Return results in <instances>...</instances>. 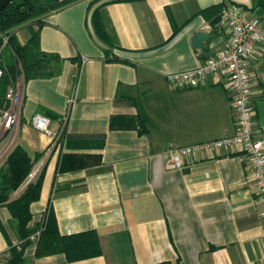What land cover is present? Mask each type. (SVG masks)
<instances>
[{"label": "crops", "instance_id": "obj_1", "mask_svg": "<svg viewBox=\"0 0 264 264\" xmlns=\"http://www.w3.org/2000/svg\"><path fill=\"white\" fill-rule=\"evenodd\" d=\"M108 1L77 0L45 15L40 49L64 61L51 78L14 82L22 103L19 122L8 131L11 145L31 161L41 155L32 169L44 174L24 230L0 205V264H8L11 246L24 243V264H264V222L245 155L213 151L190 158L182 170L168 161L170 149L234 133L224 77L178 91L165 79L223 49L226 30L213 29L202 10L232 4L262 17L264 9L255 6L258 0H122L104 7L114 39L107 48L90 16ZM198 31L208 38L194 49ZM14 35L25 43L30 26ZM248 70L259 130L264 47ZM36 114L51 120L53 132L67 114L59 148L47 151L51 138L31 124ZM48 207L74 259L63 251L36 256Z\"/></svg>", "mask_w": 264, "mask_h": 264}, {"label": "built area", "instance_id": "obj_2", "mask_svg": "<svg viewBox=\"0 0 264 264\" xmlns=\"http://www.w3.org/2000/svg\"><path fill=\"white\" fill-rule=\"evenodd\" d=\"M218 25L227 32L223 49L206 58L200 66L169 74L165 79L171 90L178 91L199 88L204 86L209 78L223 76L232 95L234 133L212 141L170 149L167 151L168 161L171 168L182 170L187 160L209 152H242L251 171L258 215L264 222V126L259 130L254 127L255 112L252 106L254 77L248 70L251 60L264 47V16L254 17L239 6L226 4L222 9ZM7 39V36H3V43L0 46V78L4 74L1 54ZM74 100V98L69 100L70 105ZM21 103L22 96L16 84H9L0 104V132L12 130L19 122ZM66 119L67 114L57 132H53L48 117L41 114L32 117L33 128L51 138L47 151L60 147ZM36 173V168L30 171L23 183L24 187L34 179Z\"/></svg>", "mask_w": 264, "mask_h": 264}, {"label": "trees", "instance_id": "obj_3", "mask_svg": "<svg viewBox=\"0 0 264 264\" xmlns=\"http://www.w3.org/2000/svg\"><path fill=\"white\" fill-rule=\"evenodd\" d=\"M74 1L77 0H14L0 11V46L3 43L2 37H8L1 54L4 74L0 78V104L4 99L6 87L14 83L18 77L27 82L33 79H48L57 75L64 60L57 54L46 53L40 49L39 30L44 24L41 19ZM119 1L122 0H109L91 12L90 22L94 34L107 48L113 47L114 39L105 26L104 7ZM92 5L88 7V10ZM255 6L264 9V1H256ZM223 7L224 5L212 6L200 12L206 19H209L213 29L218 27ZM27 25L30 26V36L25 43L21 44L15 37L14 30ZM108 54L109 50H106L105 55ZM40 156L37 155L31 161L21 148L16 147L6 163L0 167V205H5L11 218L17 222L19 230H24L31 219L29 207L39 198L44 171L39 173L35 181H30L26 185L16 200L8 202L9 196L24 183L33 164ZM45 216L43 230L36 246V256L63 251L70 256L69 259H74L69 249L71 248L69 237L59 235L50 207H48ZM25 232L28 234L31 231L26 230ZM24 245L25 243L19 249L10 247L8 264H24Z\"/></svg>", "mask_w": 264, "mask_h": 264}, {"label": "rangeland", "instance_id": "obj_4", "mask_svg": "<svg viewBox=\"0 0 264 264\" xmlns=\"http://www.w3.org/2000/svg\"><path fill=\"white\" fill-rule=\"evenodd\" d=\"M263 14H264V11H261V13H259V15L257 16H261ZM12 139H13V134H11L10 132L8 131L0 132V166L1 167L6 163L9 155L13 151V144L11 145ZM36 178L37 176L34 177L32 181H35ZM23 189H24V185L22 184L19 187L18 192H20V190H23Z\"/></svg>", "mask_w": 264, "mask_h": 264}, {"label": "water", "instance_id": "obj_5", "mask_svg": "<svg viewBox=\"0 0 264 264\" xmlns=\"http://www.w3.org/2000/svg\"><path fill=\"white\" fill-rule=\"evenodd\" d=\"M14 0H0V11L11 4ZM208 34L202 31L196 32L191 38V45L194 49H199L201 47V43L204 40H207Z\"/></svg>", "mask_w": 264, "mask_h": 264}]
</instances>
